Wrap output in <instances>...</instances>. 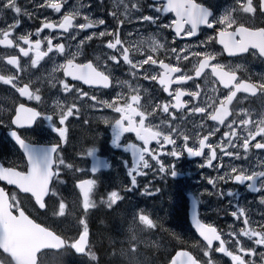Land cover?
<instances>
[{
	"label": "rangeland",
	"instance_id": "rangeland-1",
	"mask_svg": "<svg viewBox=\"0 0 264 264\" xmlns=\"http://www.w3.org/2000/svg\"><path fill=\"white\" fill-rule=\"evenodd\" d=\"M17 1H9L11 10L0 8V129L4 132L0 159L16 169H26L22 153L6 132L12 128L17 105L38 109L42 119L33 130L22 131L21 137L32 144L58 142L63 146L56 156L57 178L47 202L49 211L34 213L72 241L83 231L91 229L95 234L85 256L74 260L68 249L58 256L44 255L42 264H167L169 255L179 247L193 251L203 264H230L216 248L209 250L198 240L185 221V211L182 219L188 194L198 200L202 221L223 227L228 249L241 260L238 264H264V236L260 241L255 235L258 227L264 229L261 206L232 184L237 171L248 174L253 167L250 150L243 146L232 160H224L230 144L222 135L216 136L215 127L206 126V116L195 114V106L169 116L164 107L172 101L155 83L158 63L163 60L186 68L210 51L183 43L177 51H166L173 43L172 20L145 0H40L34 8H25L24 17ZM26 2L29 5L34 0ZM68 18L74 19L69 33L60 34L51 27L66 24ZM16 22L17 29L7 36ZM103 22L101 30H88L89 25L100 27ZM102 37L103 43L96 42ZM60 45L61 53L57 50ZM11 58L18 60L16 67L7 63ZM66 61L92 62L114 81L113 87L97 90L70 84L61 75ZM24 85L33 92L29 99L19 92ZM215 90L214 85L213 89L208 85L201 88L192 103L203 104L204 97ZM189 91L196 93L193 87ZM78 114L83 118L80 121ZM86 121L107 128V132L89 131L92 126ZM156 128V133L165 135L164 140H171L169 147L161 149L167 150V155L138 167L133 151L135 131ZM204 133L209 136L206 156L186 157L184 150H197ZM241 135L245 141L243 132ZM149 136L144 134V143L151 142ZM103 137L110 145L107 150ZM103 148L106 152L101 154ZM211 150L222 158V170L217 165L206 167ZM94 152H100L107 164L93 169V174L103 170L97 176H91ZM97 178L103 189L85 193L79 187V183ZM217 196H223L222 210ZM111 198L122 202L119 222L116 209L111 211L116 220L110 221ZM14 201L16 208L31 209L18 196ZM95 219L100 222L97 229L92 225Z\"/></svg>",
	"mask_w": 264,
	"mask_h": 264
},
{
	"label": "flooded vegetation",
	"instance_id": "flooded-vegetation-1",
	"mask_svg": "<svg viewBox=\"0 0 264 264\" xmlns=\"http://www.w3.org/2000/svg\"><path fill=\"white\" fill-rule=\"evenodd\" d=\"M193 1L212 11L209 21L211 27H201L196 31V27L187 23L183 34L178 38L172 32L175 16L172 12L166 14L165 3L146 0L156 11H159L161 16L172 20L170 40L173 43L167 45V49L177 51L180 49L179 45L183 43L186 46H196L198 50L210 51L199 56L194 66L186 68L175 65L171 60H163L158 63L159 74L155 83L159 85L161 65H168L167 75L172 73L174 75L169 81L171 87L168 93L164 89L161 90L172 103L164 108L169 109V116H174V112L181 113L191 109L192 106H195V114L206 115V126L215 127L218 130L216 136L222 135L230 144V153L226 152L223 159L235 157L242 152L243 146L251 151L249 155L253 161V167L248 174L237 171L234 178L236 183L233 185L245 197L251 199L253 204L260 205L264 216V3L262 0ZM185 9L184 12L189 15L188 8ZM219 32L233 34L232 47L235 53L227 54L223 44L218 43ZM213 68L223 69L233 76L230 75L224 79V84H221L218 80L220 78L217 75L218 70ZM185 70L188 72L183 75ZM207 85L212 89L214 85L218 90L206 95L204 97L206 101L203 104L192 103L193 99L199 98L198 91ZM189 87L196 90L194 95L189 91ZM180 96L182 100L174 105V100L176 98L178 100ZM220 107L227 108L229 112V119L221 125L214 119ZM146 132L135 131L137 141L134 153L138 167H147L149 162H157L158 158L167 155L168 151L161 149L169 147L171 143L168 139L162 141L164 136L156 132L152 133L150 143H144ZM242 132L246 137L245 141H243ZM203 139L208 141L209 136L204 133ZM207 150L208 147L201 155L202 158L206 156ZM218 158L217 151L211 150L209 152L211 163L207 166L212 168L217 165L219 170H222L223 160ZM217 204L220 210L225 208L223 197L219 201L217 196ZM222 215L226 217L224 213Z\"/></svg>",
	"mask_w": 264,
	"mask_h": 264
},
{
	"label": "water",
	"instance_id": "water-1",
	"mask_svg": "<svg viewBox=\"0 0 264 264\" xmlns=\"http://www.w3.org/2000/svg\"><path fill=\"white\" fill-rule=\"evenodd\" d=\"M189 11L193 16L202 21L200 16L204 13L202 7L193 2H189ZM179 21L182 19L179 18ZM183 28L180 29L179 34ZM67 77L73 80H79L86 86L97 88H108L110 82L97 74L90 65L87 67H76L71 69L68 65L65 70ZM38 117L37 113L20 106L17 109V117L14 123L22 128L32 127ZM12 140L22 149L29 163L28 175H19L20 177H10L12 171H3L0 166V178L7 183L19 186L22 191L33 195L40 207L43 200L47 197L50 183L53 177L51 168L54 166L55 147L32 146L25 143L16 133L9 134ZM190 221L197 233L205 241L214 242V229L202 225L197 220L196 206L192 205L190 211ZM6 223V224H5ZM86 247V238L83 237L76 245L75 250L81 254ZM0 248L9 254L15 264H36L37 254L45 249L60 250L64 248V243L50 231L37 226L24 213L19 212V217H15L9 211L7 197L0 191ZM170 264H199L195 258L187 252L179 251L172 258Z\"/></svg>",
	"mask_w": 264,
	"mask_h": 264
},
{
	"label": "bare ground",
	"instance_id": "bare-ground-1",
	"mask_svg": "<svg viewBox=\"0 0 264 264\" xmlns=\"http://www.w3.org/2000/svg\"><path fill=\"white\" fill-rule=\"evenodd\" d=\"M104 24L105 23L103 22L100 27H96V26H93V25H89L88 29L91 30V31H97V30H100L102 28V25H104ZM11 33H12V31H9V34H11Z\"/></svg>",
	"mask_w": 264,
	"mask_h": 264
}]
</instances>
